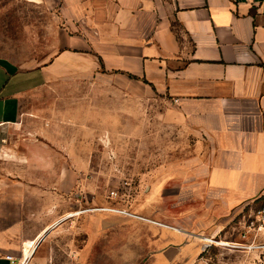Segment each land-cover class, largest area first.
Segmentation results:
<instances>
[{"label": "crops", "instance_id": "obj_1", "mask_svg": "<svg viewBox=\"0 0 264 264\" xmlns=\"http://www.w3.org/2000/svg\"><path fill=\"white\" fill-rule=\"evenodd\" d=\"M32 1L51 11L49 51L33 65L0 62V127L20 124L33 93L34 123L57 128L44 137L69 140L56 153L80 157L42 162L40 147L2 144V155L18 159L2 156V166L8 175L88 170L93 131L133 138L138 123H161L177 159L152 174L136 216H117L89 238L80 264L197 261L194 243L264 200V0ZM57 184L42 191L35 175L0 177V264L46 256L42 238L68 215L42 228L58 208ZM9 220L18 234L7 249Z\"/></svg>", "mask_w": 264, "mask_h": 264}, {"label": "rangeland", "instance_id": "obj_2", "mask_svg": "<svg viewBox=\"0 0 264 264\" xmlns=\"http://www.w3.org/2000/svg\"><path fill=\"white\" fill-rule=\"evenodd\" d=\"M51 22V11L44 5L36 4L32 0H0V62L11 60L20 65L25 62L26 65H33L35 57L39 59L49 51ZM72 93L81 95L82 92ZM92 93L97 107H101L103 99L98 98L104 92L97 90ZM33 98V93L24 97L23 107L26 113L21 117L20 124L0 127V132L6 138L4 142L0 140V148L4 144L6 148L14 149V152L19 149L24 153L27 147H40L42 162L57 158L59 163L64 164L66 159L80 157L66 155L65 151L63 155L56 153L61 150L59 144L69 143V140L44 137L57 128L50 129L46 125L45 131L41 130L40 124L34 123L28 112L33 109ZM92 124L97 127L98 120ZM137 127V135H133V138H112L113 135L109 132L93 131L95 138L89 140L92 153L89 156L91 165L88 170L43 169L22 172L13 168L11 175H8L6 167L0 161V177L16 180L17 174L28 179L35 175L40 179L42 191L49 190L48 185L51 181L53 184L56 178L58 208L53 218L40 220L44 225L42 228L54 224L68 214L42 238L40 248H44L46 256L33 257L29 264H80L81 249L99 228L112 226L117 216H127L120 211L131 213L144 205V197L150 191L152 174L159 175L161 164L176 160L178 154L168 148L176 140L167 142L162 138L161 123H138ZM80 129L81 127L75 130ZM34 130L37 133H33ZM75 150L81 151V148ZM2 156L4 155L0 153V160H3ZM4 158L18 160L17 155ZM46 204L48 202H43V207ZM263 205L264 200L256 201L233 220L221 225L213 234L205 236L213 242L210 246H205V237H202L203 241L194 243L190 255L198 252L201 255L197 261L186 264H264V230H259L258 223L252 225L257 210ZM3 224L10 233L4 245L10 249L17 245V221L9 220Z\"/></svg>", "mask_w": 264, "mask_h": 264}, {"label": "built area", "instance_id": "obj_3", "mask_svg": "<svg viewBox=\"0 0 264 264\" xmlns=\"http://www.w3.org/2000/svg\"><path fill=\"white\" fill-rule=\"evenodd\" d=\"M120 213L125 214L127 216H136L135 214H132L130 212H127L126 210H122V211H120ZM137 217L143 218L142 216L141 217L140 216H137ZM151 222L160 224L159 222H156V221H153V220ZM256 223L259 224L258 225L259 230H264V205H263V207H261L260 209H258L257 210V214H255V219L252 221V225L255 226ZM205 241L207 242V244L205 245L206 247H208L211 244H213V242L209 238H206L205 237ZM238 246H240V245L238 244ZM6 258L8 260H10V261H14V258L11 255L6 256ZM24 263H25V261H24V258H23V261L20 264H24Z\"/></svg>", "mask_w": 264, "mask_h": 264}, {"label": "bare ground", "instance_id": "obj_4", "mask_svg": "<svg viewBox=\"0 0 264 264\" xmlns=\"http://www.w3.org/2000/svg\"><path fill=\"white\" fill-rule=\"evenodd\" d=\"M141 217V216H140ZM144 218V217H143ZM145 219H148V218H145ZM149 220H151V219H149ZM201 237V236H200Z\"/></svg>", "mask_w": 264, "mask_h": 264}]
</instances>
